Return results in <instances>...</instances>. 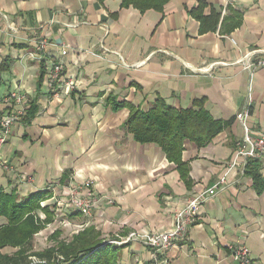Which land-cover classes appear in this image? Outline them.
<instances>
[{
	"label": "crops",
	"instance_id": "1",
	"mask_svg": "<svg viewBox=\"0 0 264 264\" xmlns=\"http://www.w3.org/2000/svg\"><path fill=\"white\" fill-rule=\"evenodd\" d=\"M120 2L0 0V97L14 90L26 98L20 105L0 99V114L24 110L0 146L9 165L0 167V190L23 197L47 189L44 206L54 219L35 234L36 250L93 226L104 243L120 246L117 264H149L142 243L112 241L171 228L177 210L227 173L225 187L169 253L170 264H239L228 249L234 243L248 248L249 264H264V188L241 165L228 171L243 135L235 116L249 87L247 122L253 136L264 132V67L251 76L242 66L264 57V0H168L163 12ZM200 2L205 17L219 12L213 29L190 12ZM232 10L240 23L228 28ZM40 38L48 44L36 54ZM56 63L62 75L51 88L46 74ZM158 99L176 109L203 99L224 124L202 147L183 142L189 183L160 146L137 141L126 124L131 105L146 110ZM31 103L37 109L25 122ZM88 179L113 204L101 203L89 218L58 205L68 185ZM55 231L56 241H48Z\"/></svg>",
	"mask_w": 264,
	"mask_h": 264
},
{
	"label": "trees",
	"instance_id": "2",
	"mask_svg": "<svg viewBox=\"0 0 264 264\" xmlns=\"http://www.w3.org/2000/svg\"><path fill=\"white\" fill-rule=\"evenodd\" d=\"M167 2L168 0H121L120 7L131 6L140 12L149 9L163 12ZM202 7L203 2H200L198 7L190 12L203 26L205 24V29H213L218 24L219 12L205 17ZM232 13L233 21H230L228 28L240 23L241 14L233 10ZM209 22L212 23L211 27H206ZM40 78L42 79V76ZM36 109L37 106L31 103L23 120L29 121ZM129 112L126 124L134 138L142 143L153 142L160 146L166 157L175 163L185 183H189V168L181 160L183 142L191 140L202 147L224 126L221 120H214L203 107V99L194 101L187 109H176L158 99L146 110L131 105ZM245 166V173L251 176L261 192L264 180L259 162L249 159ZM47 197V189L31 192L23 197L15 192L0 190V264H117L120 246L104 243L93 226L84 228L68 241H57L52 246L36 250L33 245L35 234L54 219L53 210L47 205H41ZM40 212L44 218L39 216ZM59 235L60 232L55 231L49 238L56 241ZM33 256L45 263L35 262L31 259Z\"/></svg>",
	"mask_w": 264,
	"mask_h": 264
},
{
	"label": "built area",
	"instance_id": "3",
	"mask_svg": "<svg viewBox=\"0 0 264 264\" xmlns=\"http://www.w3.org/2000/svg\"><path fill=\"white\" fill-rule=\"evenodd\" d=\"M36 54H40L44 47L48 44L46 39L40 38L37 41ZM34 54V55H36ZM244 69L248 70L252 76L258 67H264V57L255 60L246 58L242 62ZM62 69L59 63L54 64L46 74V82L51 88L55 87L58 80L61 78ZM70 85L69 83H65ZM251 88L248 92V104L244 106V110L236 114V119L241 123L243 128V135L241 142L234 150L231 161L228 164V171L235 168L236 165L246 167V162L249 159H257L264 162V132L259 135L253 136L251 127L247 122L250 115V102L252 100ZM57 93V92H56ZM55 93V94H56ZM2 102H13L17 105L22 104L25 96L17 91L9 92L7 95L0 97ZM24 110H15L10 113L0 114V146L6 142L10 133V128L18 120L19 114ZM0 167L9 168L5 159H0ZM225 173L218 181L211 187L204 189V191L197 193L190 199V201L181 209L176 211L174 222L169 229L162 230L161 232L150 231L148 233H141L133 231L126 237L120 238L119 241H112L116 244H121L129 241H138L144 246L149 248L151 261L149 264H170L169 253L175 248L179 241H183L188 234L191 225L195 222L197 216L200 214V208L210 198H212L218 189L224 188L226 181ZM45 201V200H44ZM42 201L41 205L44 206L45 202ZM107 205L113 204V199L107 195H98L92 179L85 180L81 183L70 184L65 188L64 196L58 200V205L62 204L70 212H78L81 215L89 218L92 211L99 207L101 203ZM229 252L234 260L239 264H249L250 258L248 248L244 244H230L228 246ZM32 260L39 263L45 261L37 259L35 256L31 257Z\"/></svg>",
	"mask_w": 264,
	"mask_h": 264
},
{
	"label": "rangeland",
	"instance_id": "4",
	"mask_svg": "<svg viewBox=\"0 0 264 264\" xmlns=\"http://www.w3.org/2000/svg\"><path fill=\"white\" fill-rule=\"evenodd\" d=\"M47 240L49 241L50 238L48 237ZM35 245H36V248H40L41 247V238H40V236H38V238H36Z\"/></svg>",
	"mask_w": 264,
	"mask_h": 264
}]
</instances>
